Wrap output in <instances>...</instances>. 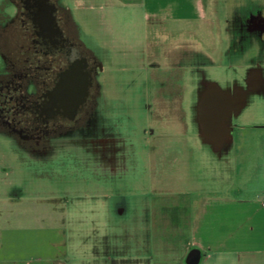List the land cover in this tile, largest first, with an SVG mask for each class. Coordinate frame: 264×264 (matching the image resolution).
I'll list each match as a JSON object with an SVG mask.
<instances>
[{
	"label": "crops",
	"instance_id": "obj_1",
	"mask_svg": "<svg viewBox=\"0 0 264 264\" xmlns=\"http://www.w3.org/2000/svg\"><path fill=\"white\" fill-rule=\"evenodd\" d=\"M67 1L83 29L84 24L75 14L76 9L101 11V21L108 34H112L120 19L136 24L143 32L144 56L150 65L162 71L161 81L169 78L180 85V81L189 80L195 71L207 74L209 70L221 73L225 69L229 81L233 74L238 78L239 69L248 66L249 58L260 53L264 55L257 46L245 47L240 58L232 53L236 23L233 24V17L237 15L239 18L255 10L253 0H226L225 6L219 9L215 0ZM209 2L213 11H208ZM256 7L264 14V6ZM88 20L94 21L92 14ZM208 25L216 28L219 36L221 34L223 50L219 65L214 59L215 40L212 53L206 50L204 43L203 31ZM199 45L208 54L197 50ZM99 47L106 50L109 63L112 55L108 44L102 43ZM249 54L252 56L247 59ZM260 79L263 85L259 89L237 88L236 112L227 123L232 130L221 141L219 149L204 135L196 137L197 128L191 123L187 100L184 102L185 122L181 123L179 118L175 121L179 125L177 132H159L160 139L156 135L148 136L150 147L151 143H155L156 149L170 145L175 154L180 149L176 150L173 144L180 142L181 150H184L183 145L187 147H184L185 151L194 152L195 148L202 156L206 154L207 160L213 161L216 171L210 175L202 173L203 180L212 179L213 185L189 192L190 204H183L181 197L184 194L171 192L167 185L162 190L153 186L150 194L153 202L147 207L138 205L136 211L132 210L133 214L126 207L119 208L115 216L109 201L112 198L104 193L103 186L102 190L85 191L76 199L56 196L32 200L19 193L0 201V264H187L189 253L194 250L198 252V264H264V168L262 188L255 193L249 184L243 185L242 181L240 184L242 171L237 168L243 165V161L253 158L233 151L238 139L236 131L243 128L240 119L256 102L260 101V108L264 111V72L260 73ZM216 83L225 90L224 84ZM183 86L184 83L176 89L170 87L171 96L178 97L177 105L181 103L182 95L190 93ZM161 92L158 89L156 95L158 129L172 122L163 120L168 103L159 97ZM172 99L167 108L171 112L176 106ZM176 109L179 111L177 106ZM250 117V126L258 128L255 124L257 111L252 110ZM189 144L194 146L189 147ZM150 150L149 160H152ZM177 155L179 158V153ZM140 164L137 153L134 175ZM238 193L241 196L238 197ZM184 205L186 211L197 207L196 214L185 216Z\"/></svg>",
	"mask_w": 264,
	"mask_h": 264
},
{
	"label": "flooded vegetation",
	"instance_id": "obj_2",
	"mask_svg": "<svg viewBox=\"0 0 264 264\" xmlns=\"http://www.w3.org/2000/svg\"><path fill=\"white\" fill-rule=\"evenodd\" d=\"M233 32L232 53L236 46H257L264 52L262 11L240 16ZM259 60L250 59L244 75L237 79L233 74L225 90L209 73H191L194 86L177 105L179 121L185 122L189 97L196 137L204 135L219 149L232 130L227 123L236 112L237 88L251 91L263 85ZM107 64L106 50L85 33L67 0H0V139L41 167L69 156L107 178L134 175L137 148L114 132L120 124L102 82ZM171 81L159 87L167 108ZM167 108L164 121L169 120ZM149 135L160 139L161 134Z\"/></svg>",
	"mask_w": 264,
	"mask_h": 264
},
{
	"label": "rangeland",
	"instance_id": "obj_3",
	"mask_svg": "<svg viewBox=\"0 0 264 264\" xmlns=\"http://www.w3.org/2000/svg\"><path fill=\"white\" fill-rule=\"evenodd\" d=\"M253 1L252 7L255 10H258L256 6H264V0ZM210 2L208 5L210 10L208 11H213ZM226 3V0H215L217 9L223 5L225 6ZM100 12L77 11L76 9L75 14L84 24L83 26L88 36L97 46H101L102 43H106L109 46L112 56L106 66L102 82L106 99L120 124L119 128L116 127L114 129V132L116 136L128 137L135 142L141 161L140 169L135 175L128 177L107 178L101 176L93 165L88 167L84 162L79 161V158L75 159V157L70 158L69 156H61L62 158H58L41 167L37 163L21 159L8 143L0 139V201L19 193L24 194L23 196L26 199L32 200L48 199L56 196H68L70 199H76L75 197L84 194L85 191L102 190L103 186L104 193L112 198L109 201L112 214L115 216L118 214L117 210L119 208L126 207L128 211H136L138 205L142 208L147 207L149 203L153 202L150 198L153 186L157 190H162L161 188L167 185L171 192L184 194L181 198L183 204H185L192 199L190 195L192 190L203 187L208 189L213 185L212 179L203 180V172H208V175H210L211 172L216 171L214 170L213 161L206 159V154L202 156L195 148L193 149L194 152L185 151V145H183L184 150H181L180 142L173 144L176 150L180 149L175 154L171 151L170 145H162L159 149H156L155 143H151L152 146L150 147L147 139L149 132L155 131L169 134L179 130V125L175 122L179 117V112L175 111L177 110L175 101L178 97L176 95L172 97V102L176 105L173 107L174 110L170 111L168 117L172 122L167 123L164 128H160L161 130L158 129L160 124L156 118L159 116L156 95L162 82L160 78L163 73L156 70L155 66L150 65L144 56L143 32L136 24H130L126 19H120L114 26L112 34H108L104 30L106 26L102 24ZM89 14H92L93 22H89ZM237 19V15H234L233 24ZM203 33L204 43L208 48L206 50L210 51V53H212L211 50L215 40L214 49L216 51L214 59L219 65L221 59L219 57L223 50L221 34L219 36L217 29L211 28L210 25L205 28ZM196 49L203 51V53L205 51L200 45ZM243 52L244 49L236 46L234 54L237 55V58H240ZM205 53L208 54L206 51ZM261 54L254 57L260 59L259 61L264 70V55L261 56ZM250 56L252 55H247V59ZM254 57L252 56V58ZM247 67L239 69L241 73L238 72L237 76H243ZM225 72H227V69L221 73L209 70V77L223 85L230 78L229 74ZM233 77L232 79H235ZM191 80L190 77L189 80L180 81V85L184 83L183 87L187 92H191L193 89L194 85ZM171 82L172 85H168L171 88L180 87L178 81L173 80ZM174 93H176V90ZM186 99L189 104L190 98ZM252 110L257 111L255 124L258 128L250 126V112ZM252 110L250 108L239 121L243 128H238L236 131L238 139L233 151L253 158V160L243 161V165H238L237 168L242 171V180H239L240 184L241 181L243 185L249 184L257 193L262 188L261 175L264 168L262 166L264 162V111L260 108V101L256 102ZM188 146L193 147L194 145L189 144ZM150 148L152 160H149ZM166 149L167 155L165 156ZM178 153L179 158H176ZM153 167H155V171ZM165 170L169 172L165 173ZM239 182L238 185H240ZM193 194H196V192H193ZM239 194L237 195L238 197L241 196ZM118 195L119 197H117ZM120 196H123V198H120ZM174 201H177L176 198H174ZM185 206V216L196 214L197 207L186 211Z\"/></svg>",
	"mask_w": 264,
	"mask_h": 264
},
{
	"label": "water",
	"instance_id": "obj_4",
	"mask_svg": "<svg viewBox=\"0 0 264 264\" xmlns=\"http://www.w3.org/2000/svg\"><path fill=\"white\" fill-rule=\"evenodd\" d=\"M187 264H198L199 263V257L197 251H191L186 259Z\"/></svg>",
	"mask_w": 264,
	"mask_h": 264
},
{
	"label": "built area",
	"instance_id": "obj_5",
	"mask_svg": "<svg viewBox=\"0 0 264 264\" xmlns=\"http://www.w3.org/2000/svg\"><path fill=\"white\" fill-rule=\"evenodd\" d=\"M262 206H263V208H264V200H263V202H262Z\"/></svg>",
	"mask_w": 264,
	"mask_h": 264
}]
</instances>
